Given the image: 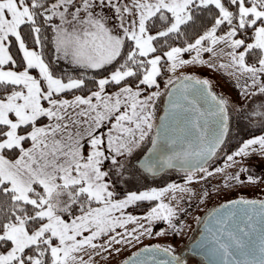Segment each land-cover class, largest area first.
Here are the masks:
<instances>
[{
	"label": "snow or ice",
	"instance_id": "snow-or-ice-1",
	"mask_svg": "<svg viewBox=\"0 0 264 264\" xmlns=\"http://www.w3.org/2000/svg\"><path fill=\"white\" fill-rule=\"evenodd\" d=\"M194 68L226 74L236 99ZM254 123L261 134L233 147ZM254 157L264 0H0V264H108L179 234L177 194L202 202L216 177L236 198L210 213L196 253L264 264V199L243 194L264 196ZM172 169L183 184L148 183ZM117 264L186 261L155 244Z\"/></svg>",
	"mask_w": 264,
	"mask_h": 264
},
{
	"label": "rangeland",
	"instance_id": "rangeland-1",
	"mask_svg": "<svg viewBox=\"0 0 264 264\" xmlns=\"http://www.w3.org/2000/svg\"><path fill=\"white\" fill-rule=\"evenodd\" d=\"M190 72H195L199 74L202 77H208L212 76L214 81L220 85V87L217 89L218 92H226L231 95L233 99H236V92L229 86V84L225 83L226 74H213L207 69L204 68H194L190 69ZM181 73L178 71L176 75H180ZM167 77H165L166 79ZM161 91H164V85L163 82L161 84ZM166 99V95H163L158 101H157V115L161 113L164 102ZM259 101H255L253 104V107H258ZM256 124L254 123L252 127H255ZM237 132H239V135H237ZM244 134V130L240 131L236 128L233 129V136L235 139H233V142H236L239 138L242 137ZM222 162V163H221ZM221 163V164H220ZM246 163L255 165V167L252 169L254 173L258 176H264V160H261L259 158H252ZM223 164V160H218L216 166H220ZM174 171L178 170H168L166 173H163L162 176L152 178L149 177L148 183H153V180H155V183L153 186H164L165 182L171 183L176 182L183 184V173L178 171L176 174L173 173ZM173 173V174H172ZM219 180V177H216L212 180L210 184L203 185L204 188L208 190L210 195L203 199L201 202L199 199H194L189 196V194H177V201L179 202V206L181 209H186V212L181 211L179 213L180 216V224L178 226L182 227V231L179 234H173L171 231H169V234L166 237L156 236L153 235L152 237H144L142 238V243H137L135 246H127L123 249V251L120 253V255L115 257H110L108 260V264H117V261H122L123 259H127L129 256L132 255V253L139 251L144 246H151L155 244L162 245H168L173 248L180 246H185L194 236V231L198 225L199 219L201 218L202 214L204 213L205 209L209 206H213L218 202L222 201H229L230 199L236 198L235 193H229L227 195L220 194L217 195L216 188H217V181ZM197 187H201V185H197ZM243 194L246 198L253 199V198H264V196H260V189H245L243 190ZM183 196V199H180V197ZM160 227L167 228L166 224H161L157 228L154 229V231H159ZM101 264H104L103 261H101ZM188 264H200L199 262L194 261V259H191L188 261Z\"/></svg>",
	"mask_w": 264,
	"mask_h": 264
},
{
	"label": "flooded vegetation",
	"instance_id": "flooded-vegetation-1",
	"mask_svg": "<svg viewBox=\"0 0 264 264\" xmlns=\"http://www.w3.org/2000/svg\"><path fill=\"white\" fill-rule=\"evenodd\" d=\"M162 113V111H161ZM173 170H176V169H172ZM178 171H174L173 173H177ZM172 173V174H173ZM261 199H264V198H261ZM228 201H222V202H218L216 203L215 205L213 206H209L208 208L205 209L204 213L202 214L201 218L199 219V222H198V225L195 229V233H194V236L193 238L187 243L185 244V246H178L175 249V254L176 255H179L181 257L182 260H185L186 261V264H188V261L191 259H194V261L196 262H199L200 264H206L205 262H203L202 259L198 258V257H194V256H191L189 254H185V255H182L183 252L185 251L186 247L191 243L193 242L194 240H196L198 238V236L202 233V226L204 225L205 221L207 220V218L209 217L210 213H212L215 209L217 208H220V206L224 203H227ZM163 247H168V245H162ZM173 248V247H172Z\"/></svg>",
	"mask_w": 264,
	"mask_h": 264
},
{
	"label": "water",
	"instance_id": "water-1",
	"mask_svg": "<svg viewBox=\"0 0 264 264\" xmlns=\"http://www.w3.org/2000/svg\"><path fill=\"white\" fill-rule=\"evenodd\" d=\"M167 96H166V99H165V102H164V107H163V111H162V114L160 116H163L164 115V109L167 107ZM209 217L207 218V220L205 221L204 225L202 226V233L198 236V238L196 240H194L193 242H191L185 249V251L183 252L182 255H185V254H189L191 256H194V257H198L200 259L203 260V262H205L206 264H208V260L205 256L203 255H198L195 251V249H197L198 247V242H201L203 240V238L207 235L206 233V227L208 226L207 225V221H208ZM160 258H165L163 256H161Z\"/></svg>",
	"mask_w": 264,
	"mask_h": 264
},
{
	"label": "trees",
	"instance_id": "trees-1",
	"mask_svg": "<svg viewBox=\"0 0 264 264\" xmlns=\"http://www.w3.org/2000/svg\"><path fill=\"white\" fill-rule=\"evenodd\" d=\"M162 82H163V80H161V84H162ZM256 127H257V126L252 127V131H249L248 129H245V130H244V134L242 135V138H245V139H246V138H249V136L252 134L253 131H254L255 134H257V135H258V134H261L259 131H256ZM235 143H236V142H233V143H232V146H233V147H234ZM221 163H222V162H221ZM221 163H220V164H221Z\"/></svg>",
	"mask_w": 264,
	"mask_h": 264
},
{
	"label": "crops",
	"instance_id": "crops-1",
	"mask_svg": "<svg viewBox=\"0 0 264 264\" xmlns=\"http://www.w3.org/2000/svg\"><path fill=\"white\" fill-rule=\"evenodd\" d=\"M160 115H161V113L158 114V116H160Z\"/></svg>",
	"mask_w": 264,
	"mask_h": 264
}]
</instances>
